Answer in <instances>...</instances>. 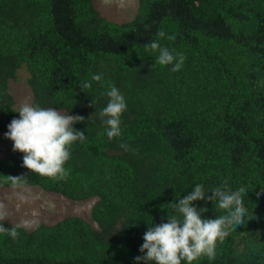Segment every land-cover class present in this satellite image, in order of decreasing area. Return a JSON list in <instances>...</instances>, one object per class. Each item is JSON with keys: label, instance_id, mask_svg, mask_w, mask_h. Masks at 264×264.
Instances as JSON below:
<instances>
[{"label": "trees", "instance_id": "trees-1", "mask_svg": "<svg viewBox=\"0 0 264 264\" xmlns=\"http://www.w3.org/2000/svg\"><path fill=\"white\" fill-rule=\"evenodd\" d=\"M160 29L175 36L161 43L186 57L176 72L145 50ZM24 67L33 103L85 117L74 126L86 139L71 146L62 180L24 167L19 151L0 159V187L95 199V226L70 216L0 234V264H135L148 226L175 212L170 203L222 181L245 186L247 218L192 264H264V0H139L125 23L102 17L94 0H0L2 133L18 117L10 82ZM113 84L127 109L109 138L97 113ZM9 175L24 177L14 185ZM193 203L203 215L223 210Z\"/></svg>", "mask_w": 264, "mask_h": 264}, {"label": "clouds", "instance_id": "clouds-1", "mask_svg": "<svg viewBox=\"0 0 264 264\" xmlns=\"http://www.w3.org/2000/svg\"><path fill=\"white\" fill-rule=\"evenodd\" d=\"M156 36L157 39L144 44L145 50L156 53L154 60L159 65H170L172 72L180 70L186 58L184 53L165 46L160 40L162 37L174 40V34H166L160 29ZM92 79L99 81L101 75L94 74ZM89 87L88 81L80 85L82 91ZM105 95L108 97L107 103L99 109L97 115L106 126L105 134L109 138L118 137L121 135V115L127 109V101L114 84L109 86ZM14 112L19 115L8 123L4 137L13 142V151L23 153L22 165L33 173L58 180L64 179L67 175L64 165L70 159L71 146L74 142L86 139L84 131L74 126L77 122L85 120V117L71 115L69 111L61 112L57 107H42L34 103H24ZM9 177L15 185L24 176ZM260 191L264 192V189L261 188ZM245 192L243 184L233 186L226 181L207 192L202 183L194 184L182 198L178 197L177 202L170 203L175 212L167 213L166 222L148 224L139 248L142 255L133 258L135 264H192L203 254L209 258L213 257L216 242L223 238L228 227L241 225L247 218ZM257 195L259 196L260 192ZM202 199L214 200L223 210L214 215H203L205 208H198L193 203ZM30 224V221L24 220L10 227L5 226L3 214L0 213V234L7 233L14 238L18 235L17 230L20 227Z\"/></svg>", "mask_w": 264, "mask_h": 264}, {"label": "rangeland", "instance_id": "rangeland-1", "mask_svg": "<svg viewBox=\"0 0 264 264\" xmlns=\"http://www.w3.org/2000/svg\"><path fill=\"white\" fill-rule=\"evenodd\" d=\"M94 4L102 17L116 23L133 20L139 8V0H94ZM28 78L29 73L24 67L18 72L17 80L10 82L17 110L24 103H33ZM12 144L0 132V159L15 152ZM94 203L95 199L73 201L37 186L0 187V213L3 214V220L13 225L28 220L31 224L25 228L29 230L39 223L54 224L70 216H79L95 226L91 217Z\"/></svg>", "mask_w": 264, "mask_h": 264}]
</instances>
